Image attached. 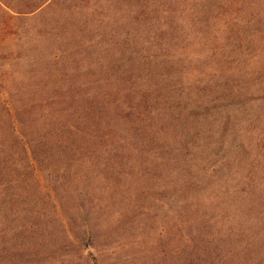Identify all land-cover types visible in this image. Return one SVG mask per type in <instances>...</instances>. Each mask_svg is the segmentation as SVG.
I'll list each match as a JSON object with an SVG mask.
<instances>
[{
  "label": "rangeland",
  "instance_id": "374dc122",
  "mask_svg": "<svg viewBox=\"0 0 264 264\" xmlns=\"http://www.w3.org/2000/svg\"><path fill=\"white\" fill-rule=\"evenodd\" d=\"M41 1L0 0V264H226L183 240L205 217L226 237L229 189L264 188V0Z\"/></svg>",
  "mask_w": 264,
  "mask_h": 264
},
{
  "label": "trees",
  "instance_id": "16d2710c",
  "mask_svg": "<svg viewBox=\"0 0 264 264\" xmlns=\"http://www.w3.org/2000/svg\"><path fill=\"white\" fill-rule=\"evenodd\" d=\"M46 1L47 0H43L39 2L40 4L38 6H41ZM2 3L10 7L7 1H3ZM89 16L91 15H88V17ZM156 25L157 29L155 30L160 31V33L163 32L165 36L166 34H169V30H174L175 28L170 25V23L166 22L164 24L159 23ZM145 26H147V24ZM167 26L170 28H168ZM86 29H89V27H87ZM138 32L139 31H137V34ZM157 36L158 33H154L153 38L156 40L158 38ZM146 37L147 40L152 39L149 30L146 31ZM165 38L170 42L173 40V38H167V36ZM128 41V39H125L124 43H127ZM130 45H132V43ZM132 46L133 48L130 51L128 58L126 59V62H128V64L131 63L133 65V67L130 66V69L132 70L128 76H125L128 72V69L124 68L122 71L123 74L121 73L124 76L120 77V79L125 83L129 82L130 80H133L135 83L137 79L135 80L134 76H137L136 78L143 79L141 77L145 74V72L148 71L150 73L152 71L149 67L148 61L144 60L141 54V50L137 48V43L136 45L134 43ZM104 50L107 54L112 53L109 48H105ZM118 59L119 58H117L114 63H116ZM126 62L122 61L118 63L120 67H126ZM157 63L158 62H155V67L158 66ZM146 67L148 68L146 69ZM135 71H141V73L137 74ZM103 94L105 95V93ZM149 96L150 95H148V93L140 94V101L146 102ZM156 97H160V94L158 93ZM120 100H122V98ZM163 161H165V159H162L160 155H155L152 168L154 170H159L161 162ZM30 164L33 165L34 163ZM8 184L9 183L0 182V192H4L5 190H7ZM167 185H170V183H167ZM247 185L237 190L235 189L234 191H230V189L228 191V197L226 199V220L219 219V222L224 227L221 226L215 229L216 232L221 234L223 228L224 232L226 233V237L220 238V235L218 237L216 236V238L212 237L211 239L208 237L209 229L216 227L214 223L215 221H218L217 217H205V219L201 220L198 228L202 229H199L201 230L199 232H196L195 228H193V221L189 223L188 227L192 228V230L188 231V235L185 236L183 240L184 242L182 251H184V257L190 258L191 256H195L200 259L201 255H209L211 253V249H215L217 252L216 254L219 256V258H226V264H244L247 259H249L250 257H252L253 259L255 255L257 256L259 254H262L264 256V248L260 249L261 246H264V188L262 189L261 187H259L261 186V183L250 182V184ZM190 187L191 186H183L184 189H189ZM172 188L173 189L171 191V194H173V196L175 194V197H181L184 193V190L182 191L181 187H176V184ZM0 194V197H2L3 194ZM5 197H7V195ZM7 199L9 198H0V209L4 204L8 202ZM168 209H171V206ZM83 211L85 216V236L87 240V243H85V245H87V247H92V245L90 244H95V236L98 230V224L92 222V208L88 210L84 208ZM86 215H88V218H86ZM184 218L186 220H189V217L184 216ZM224 249H226V252L221 253V250L224 251ZM26 254L32 253H20V255ZM0 255H3V253L0 252ZM91 255L94 258H97L92 252ZM1 258L3 259L4 257Z\"/></svg>",
  "mask_w": 264,
  "mask_h": 264
}]
</instances>
